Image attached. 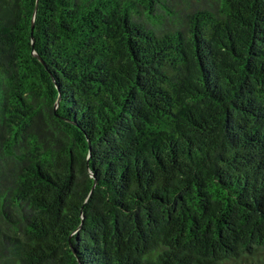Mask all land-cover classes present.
Listing matches in <instances>:
<instances>
[{
  "label": "trees",
  "instance_id": "obj_1",
  "mask_svg": "<svg viewBox=\"0 0 264 264\" xmlns=\"http://www.w3.org/2000/svg\"><path fill=\"white\" fill-rule=\"evenodd\" d=\"M0 264H264V0H0Z\"/></svg>",
  "mask_w": 264,
  "mask_h": 264
}]
</instances>
